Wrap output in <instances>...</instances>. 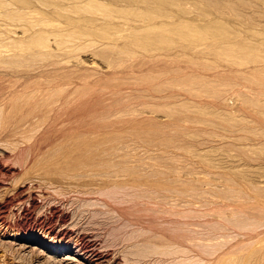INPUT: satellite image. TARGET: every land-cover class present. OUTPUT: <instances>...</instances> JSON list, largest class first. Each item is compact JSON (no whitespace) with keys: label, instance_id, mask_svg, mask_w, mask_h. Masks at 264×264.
<instances>
[{"label":"rangeland","instance_id":"1","mask_svg":"<svg viewBox=\"0 0 264 264\" xmlns=\"http://www.w3.org/2000/svg\"><path fill=\"white\" fill-rule=\"evenodd\" d=\"M28 1L25 11V0H0V7H7L18 18L24 12L34 11L37 13L33 12L35 16L43 15V19L47 17L54 20L55 27H52L54 23H43L45 38L29 35L23 41L20 38L21 28L30 17L20 21L17 19L14 24L10 19V25L15 26L12 36H16V39H12L16 46L12 48L18 50V54L0 56V112L12 111V96L15 93L20 94L26 84L40 74L53 72L57 67H67L76 75L84 73L81 75L87 77L86 83L97 89L121 80L106 77L105 64L120 70L117 66L149 63L160 58L164 60L165 66H169L165 75L158 76L154 71L151 72L152 87H147V91L128 88L127 85L118 86L117 92L115 89L118 88L114 89L117 96L113 93L115 98L108 97L106 102L101 100L102 105L99 104V107L106 108L107 103L118 106L117 102L119 105L125 102L131 108L144 110L143 113L134 111L130 116L132 119L129 118L132 122L128 121L122 132L114 135L116 144L113 145L118 149L116 151V147H113L112 151L118 153V158L114 156L116 153L109 155L114 158H105L116 162L115 158L121 157V150V153L130 154L129 163L135 165L139 176L144 175L148 168L146 173L150 174L157 169L166 171L171 179L166 177L176 187L168 192L175 191L173 194L179 200L173 199V194L165 195L167 198L161 195L164 197L161 200L158 191L156 199L162 203L165 201L162 206L166 207L158 205L160 207L156 208L155 203L154 211L152 208L145 211L142 209L144 200H139L141 205L139 202L129 204L132 202L127 200L113 203L110 197L98 193H95L97 197H108V202L106 199V202L97 199L94 194L75 193L72 201L62 205V209L69 211L67 223L74 227L71 229L73 237L77 232H83L101 250L110 248L111 254H117L133 264H181L182 260H185L182 264H202L201 261L210 257L211 250L227 249L251 250L258 254L253 255L257 260L263 257L260 262L264 264V0ZM72 18L79 23L70 25L69 19ZM168 30L169 34L163 35ZM39 44H43L46 50L36 49L41 47ZM4 46L8 45L0 41V47ZM194 46L198 48L197 51L193 50ZM31 49L34 50L27 51ZM163 56L169 57L161 58ZM235 62L256 63L259 66L255 76L256 89L246 83L248 76L244 78L241 71L235 70L239 67ZM149 68L148 64L143 73L147 75ZM97 78L99 84L94 86L93 81ZM126 81L128 79L123 82ZM205 81L207 86L203 85ZM133 122L137 125L134 126ZM5 123H0V153L3 150L9 154L16 153L17 145L28 149L31 142L27 141L30 139L6 137L9 130ZM109 142L99 150L112 146L111 140ZM52 146L47 145L42 152H63L60 147ZM98 154L101 153L98 151ZM114 161H108L111 162L109 165L114 164ZM43 166L38 165L28 172L33 177L56 175L40 168ZM69 171L74 173L68 174ZM69 171L63 170L62 174L66 173L62 175L63 178L69 177L67 179L77 182L76 185H82V188H89L90 183L86 184L85 179L80 178L81 174L84 173L83 178L89 174V181L96 180L95 174L98 176L100 173V178L104 176L102 171ZM157 171L163 175L162 171ZM74 174L76 180L73 179ZM13 179L16 180V176H12ZM75 183L71 181L70 184ZM182 194L185 196V199L182 197L183 202L180 198ZM222 205L224 210L232 212L225 210L231 219L217 217L209 209ZM161 208L168 211L154 213L157 210L162 212ZM174 208L176 211L173 212ZM180 210L198 212L194 216L184 213L185 226L178 227L173 223L174 216L176 219L178 215L173 213ZM205 211L209 214L212 212L210 216L208 214L209 218L204 217ZM199 212L205 213L200 216ZM18 220L21 225L28 224L23 216ZM224 220L231 222L225 224ZM220 222L222 225L224 222V225ZM220 229L222 232H219ZM54 235L50 240L58 242ZM183 254H187L186 257ZM256 259L253 264H257ZM77 263L84 264V259L76 250L54 249L43 239L36 241L22 236L0 238V264Z\"/></svg>","mask_w":264,"mask_h":264},{"label":"bare ground","instance_id":"2","mask_svg":"<svg viewBox=\"0 0 264 264\" xmlns=\"http://www.w3.org/2000/svg\"><path fill=\"white\" fill-rule=\"evenodd\" d=\"M26 2L29 3V1L25 0L24 2L25 4L23 7L24 11H25V7L27 6ZM0 8H1V11H0V41L8 45V46L0 47V56L1 54H4V55L10 54L12 56H16L18 54V50H14L12 48L16 46L12 42V39H16V36H12L14 35L12 29H15V26L10 25L11 24L10 19L13 21L12 23L14 24V21H16L17 19L20 21V19L23 20V19H26V17H30V18L33 16L35 17L34 19L33 18L27 19V21L25 22L26 24L22 23L23 27L20 26V28L22 27L20 38L23 41H25V36H29V35L40 38V39L45 38L46 30L44 29V27H42L43 23H46V24L54 23L52 27L53 26L55 27V22H53L54 20H49L47 17L46 18L44 17L45 19H43L42 18L43 15L42 17L39 15L35 16L33 14L34 11L24 12L22 14V17L18 18L11 11H9L7 7L3 6ZM114 8H117V7H114ZM22 20L21 22L25 21V20L24 21ZM69 20H71L70 25H75V23H79V21H75L73 20V18ZM106 20L108 21V18ZM125 22H128V21H125ZM18 24L20 25L21 23H18ZM18 24L16 25V27L18 26ZM160 26H155V27H160ZM16 30H19V28H16ZM165 34H169V30L163 33V35ZM39 46L41 47L36 48L39 51L43 49L46 50V47H43L44 46L43 44H39ZM28 47L29 45H27V48ZM117 48H120V47L117 46ZM233 48H236V47L233 46ZM22 49L25 50V48L23 47ZM196 49L198 50V48L194 46L193 50H196ZM33 50L34 49L27 50V51L31 52ZM168 57L169 56H163L161 58L166 59ZM148 64L150 65V68L147 69L149 73L146 75L145 72L143 73V69L147 68ZM235 64L239 65V67H237L238 65L237 66L235 65L237 67L235 70L241 71V75L244 78L248 76L249 80L246 83H249V86L252 85L254 86V89H256L255 88V81H256L255 76H256L257 69L259 68V66L256 63L244 64V63L235 62ZM105 66L107 67L106 72H104V75L106 77L110 79H117V80L121 79V80L117 83L111 82V83H108L107 85L100 86L97 89H93V87H90L86 83L87 77L82 76L84 75V73L83 74L80 73V75L82 74L80 76L78 74L76 75V72H72L68 70L67 67H64V66L63 67L61 66L62 68L57 67L53 72L46 73V74H40L32 82L26 84L23 91L20 94L15 93L12 96V111L0 112V123L3 124L6 122L5 123L6 127H8L7 131L9 130L8 134H6V137H8V139L15 138L16 136H18L26 140L30 139L27 142L29 143L31 142V145L29 146L28 149L26 148L22 149L19 147L20 145H17L16 153L10 152L9 154L6 150H3L4 152L0 153V191H1V195H0V238L6 237V236H17L18 238L22 236L26 239L28 238L30 240H36V241H39V240L42 241L43 239L50 245V247H53L54 249L76 250V252H78L81 255V257L84 259V264H105V263L106 264H133L132 262L129 263L128 260H124L122 257H120L117 254L116 255L111 254L109 251L110 248H108V250H106L107 248L105 250H101L99 247H97L96 244H94L96 242L93 243L91 242V240H88L86 238L87 236L83 232L82 233L77 232L75 237H73L72 235L73 231L71 229H73L74 227L73 228L70 227L71 224L67 223V215H68L67 213L69 211L67 212L66 210L62 209V205L64 206V203L66 201H67V204L70 200L72 201V198L75 193L79 194L83 192V194L88 193V195L89 194L96 195L98 193L99 195L103 197L108 196L111 198V199L109 198V200H112V202L116 201L117 203L118 202L121 203L127 200V202L128 201L132 202V203L128 202L129 204H133L134 202H139V200L140 201L144 200L142 206L143 205L145 206L142 209H145L146 211V209L152 208L154 211L155 203L157 205L156 208L162 206V204L163 205L165 204V201H163L164 203H162V201L159 202L158 199H156V196L159 194V193L157 194L156 192L159 191L160 196L161 195L171 196V194L175 193V191H173V193H170V191L168 192V190H175L176 187L172 185V181L170 180L171 178L167 175V173H165L166 171L163 172L162 170L157 169L160 172L162 171L163 175H161L157 170H155L154 173L150 174L148 172L146 173V171L149 170L148 168V170L145 171L144 175L139 176L138 170L135 167V165H130L129 163L131 161V158L129 157L130 154L128 155V153H121V150H120L121 157H119V159L115 158V160H117L116 162L114 160H109L111 159V157H113V156L110 157L109 155L116 153L114 156L117 157L116 155L118 154L117 152L114 151L113 153L112 151L116 147V146L114 147L113 145V143L116 144L115 141L113 140L116 137L114 135L115 134L117 135L120 132H122L121 130H123L128 125V121L132 122L130 120L132 119L130 118V116L134 114V111L143 113L144 110L131 108V105H129L130 106L129 107L128 104L125 102L120 105L117 102L118 106H116L115 104L112 105V103H107L108 107L107 106L106 108L99 107V104H101L100 103L101 100L103 102L105 100L107 101L108 97L115 98L114 97L115 95L113 96V93L115 92V90L116 92L117 90H119L118 86L127 85L128 88L135 87L137 90L147 91L148 90L147 87L149 88L152 87L151 77H153V75H151V72L154 71L156 75L162 76L168 73L169 66L168 67L165 66L164 60L162 61L160 60V58L157 60L150 61L149 63H141L138 65L130 64L126 66H117V68H119L120 70L113 69L111 65L105 64ZM61 72L62 73L67 72L68 74L66 73V75H62ZM127 79L128 81L123 82L124 80H127ZM130 79H133L134 81H131ZM206 82L207 81H205V84L203 85L207 86L208 84ZM210 82L208 83L210 84ZM93 84L94 86L98 85L99 78L95 79L93 81ZM115 88H118V89H115ZM120 93H123V92H120ZM222 99H223V102H226V99L225 101H224V98ZM228 102L226 104H228ZM224 106H227V105H224ZM249 112L250 110L248 111V113ZM252 113L253 112L251 111V114ZM133 125L136 126L137 124L133 122ZM110 140L112 142V146H109L107 149L100 151L99 149L103 145L110 143L109 142ZM50 144L51 146L55 145V147H60L63 150V152L60 154H51V153L47 154V152H42L43 148L44 147L46 148V146ZM117 149L118 147H116V151ZM98 151L99 153H101L100 155L98 154ZM103 154L108 155V156H105V155L102 156ZM97 156L98 157L100 156L99 159ZM89 157L91 159L87 160V158ZM105 157L107 158L110 157V158L107 159ZM128 157L130 158V161ZM131 157H134V155H131ZM108 161H111V162L114 161L115 163L113 162L114 164L109 165V163L111 162H108ZM149 164L150 162L148 163V165ZM38 165H41V166L46 165L48 170L44 166L40 168H45L46 172L55 173L56 175L53 174L55 176H52V175L48 176V174H46L47 176L42 175L43 177H40V176L33 177L32 176L33 174H30L29 172H31V169L35 168ZM148 165L146 167H148ZM63 170L64 172L65 170L66 171L95 170L96 172L102 171V174H104V176L100 178L98 177L101 175L99 172L98 173L100 175L98 174V176L95 174V172H91L95 174L96 180L97 178L99 180L92 181L90 179L91 181H89V179L87 178L89 177V174L87 175V177L83 178L84 173L81 174L82 176L78 173V176L80 175V178H82V180L85 179L84 182L86 184L90 183L88 186L89 188H87V186L82 188L81 187L82 185L81 186L76 185L77 182L75 183L73 180H69L70 179L69 177H67L69 179H67L66 177L63 178L64 174H66V173L62 174ZM124 170L126 171V173H124L125 172ZM156 171L158 173H156ZM77 172L78 171H76V173ZM67 173L69 174L70 171ZM73 173L74 172L70 174H73ZM57 174L59 175L57 176ZM9 175L16 176V180L15 179L12 180V176L9 178ZM75 175L76 174H74V176ZM180 175H179V178H181ZM166 176H168L170 179ZM70 177L72 178L71 175ZM73 179L76 180L77 179L76 176L73 177ZM86 179H88V181ZM179 180L181 179H178V181ZM71 181L72 183H75V184H70ZM178 181H176V183ZM80 184H82V182H80ZM164 191H166V193L163 194ZM177 192L178 191H176V193ZM177 194L179 195V192ZM184 194H185V191H184ZM184 194H182V196L180 195V198L184 197L185 199ZM97 195L95 197H97ZM170 196L168 197L170 198ZM173 196H174L173 199L179 198V197L176 198L174 194ZM165 197L167 198V196ZM98 198H101L102 201L103 199L104 201L106 199L100 196L97 197V199ZM154 198L157 201H155ZM163 198L161 200H164ZM169 198L167 200H169ZM184 199L182 198L181 201L183 202ZM127 202L125 203L127 204ZM139 203L141 205L142 202H139ZM122 205L126 206L123 203ZM117 206L122 208L120 204H118ZM173 206L175 207L178 205H173ZM183 206L185 208V205H182L181 207ZM164 207H166V205ZM223 207H224L223 205L222 207L212 206L209 209L212 210L213 214H216L217 217H221V218L223 217V219L227 218L228 220L231 219L229 218V216L227 217V215H230V214H226V211L228 209L227 210L225 209L226 210L225 211ZM37 208L39 209L42 208L43 210L37 211L36 210ZM130 208L128 209L132 210ZM163 208H161L162 212H158L157 210L154 213L156 212L163 213L165 210L168 211V209L165 208V210H163ZM136 211L138 212V210ZM145 211H143V213H145ZM174 211H176L175 208L173 212ZM193 211L194 213L192 211L191 212L189 211V213H191L194 216L195 212L197 213L198 211H195V210ZM231 211H233V209ZM212 212L210 213L212 214ZM228 212L232 213L230 212V210H228ZM150 213H152L151 210H150ZM150 213L148 212V214ZM184 213L189 214L188 212H184L182 210H180V212L178 213H173V214L178 215L176 219H175V216L173 218L174 219L173 223H175L176 226L179 227L180 225H184V220H185ZM208 214L209 213L206 212L204 217L207 216V218H209L211 214H209V216ZM216 215H214V217H216ZM21 216L27 219L28 224L21 225L18 222L19 221L18 218ZM188 216H190V214ZM198 216H195V217H198ZM200 216H202V214ZM232 218H233V215H232ZM224 222L225 224L227 223L225 220ZM224 222H223V225H224ZM230 222L231 221H228L227 224H229ZM74 225L75 224H73L72 226ZM217 225H214V226L217 227ZM227 227L228 226H226L225 229ZM55 228H58V230L55 231L56 230ZM225 229L223 228L222 230L226 231ZM222 230L219 232H222ZM227 232L230 233L229 231ZM52 234L53 235L55 234L54 237L55 239L58 238L59 240L58 242H53L52 240H50V238H52ZM222 234L224 235L225 233H222ZM189 252L191 253V251ZM254 254L255 252L253 253L251 250H230V249L229 250L228 249L227 250H211L210 257L208 256V258H206L204 261H201V262H203L202 264H253V261H255L256 259V257L254 258L253 256ZM186 255L183 254V256L185 257ZM255 255H258V254L256 253ZM259 255H262V254L259 253ZM193 256L194 255H192V257ZM189 257L190 256H188V258ZM179 258H178V261H181L179 260ZM183 258L184 257L180 259H183ZM262 259L263 257L260 258L261 262H262ZM260 260L256 259L257 264H261ZM184 261L185 260H182L181 264ZM189 261L191 262L193 260H189ZM173 262L175 261H172V263Z\"/></svg>","mask_w":264,"mask_h":264}]
</instances>
